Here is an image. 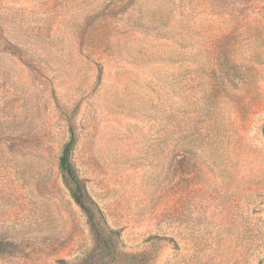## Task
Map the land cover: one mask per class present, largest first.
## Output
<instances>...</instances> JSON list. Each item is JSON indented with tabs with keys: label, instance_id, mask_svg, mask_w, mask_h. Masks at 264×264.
I'll list each match as a JSON object with an SVG mask.
<instances>
[{
	"label": "rangeland",
	"instance_id": "obj_1",
	"mask_svg": "<svg viewBox=\"0 0 264 264\" xmlns=\"http://www.w3.org/2000/svg\"><path fill=\"white\" fill-rule=\"evenodd\" d=\"M71 131L98 231L58 168ZM0 243V264H264V0H0Z\"/></svg>",
	"mask_w": 264,
	"mask_h": 264
},
{
	"label": "trees",
	"instance_id": "obj_2",
	"mask_svg": "<svg viewBox=\"0 0 264 264\" xmlns=\"http://www.w3.org/2000/svg\"><path fill=\"white\" fill-rule=\"evenodd\" d=\"M76 142V136L73 131L70 132L68 141L64 144L61 154L58 161V168L61 174L66 177L70 183L69 191L71 198L75 204L82 210L87 222L89 223L92 229L98 231L100 228V223L103 224V217L98 207L92 203L89 199L88 202L91 203V206L87 203L86 195L83 192L82 181L79 179L75 168L73 167L70 156ZM112 234H118L116 231H113ZM1 248V243H0Z\"/></svg>",
	"mask_w": 264,
	"mask_h": 264
}]
</instances>
